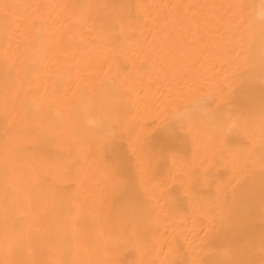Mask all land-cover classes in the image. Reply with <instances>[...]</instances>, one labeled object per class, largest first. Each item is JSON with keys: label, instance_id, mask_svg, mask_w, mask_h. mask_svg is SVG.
Returning <instances> with one entry per match:
<instances>
[{"label": "bare ground", "instance_id": "1", "mask_svg": "<svg viewBox=\"0 0 264 264\" xmlns=\"http://www.w3.org/2000/svg\"><path fill=\"white\" fill-rule=\"evenodd\" d=\"M0 264H264V0H0Z\"/></svg>", "mask_w": 264, "mask_h": 264}]
</instances>
